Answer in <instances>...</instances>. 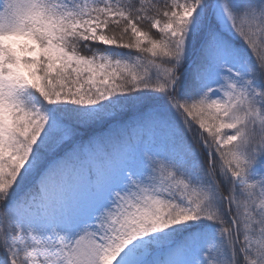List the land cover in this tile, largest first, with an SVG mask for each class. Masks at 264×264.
Here are the masks:
<instances>
[{"label":"snow or ice","instance_id":"snow-or-ice-1","mask_svg":"<svg viewBox=\"0 0 264 264\" xmlns=\"http://www.w3.org/2000/svg\"><path fill=\"white\" fill-rule=\"evenodd\" d=\"M112 29L120 34L108 35ZM226 29L243 40L254 67L222 38ZM110 49L170 66L149 62L154 74H139ZM193 50L196 90L187 93L181 70ZM142 93L162 98L183 131L197 129L207 169L185 144L183 155L153 161L142 175L125 173L92 222L73 220L63 193L83 155L100 151L109 138L99 130ZM66 145L44 163L47 151ZM257 166L264 169V0H164L163 9L143 0H0V264H149L145 254L182 231L190 239L170 250L196 258L152 264H264ZM198 225L208 231H189Z\"/></svg>","mask_w":264,"mask_h":264},{"label":"trees","instance_id":"trees-1","mask_svg":"<svg viewBox=\"0 0 264 264\" xmlns=\"http://www.w3.org/2000/svg\"><path fill=\"white\" fill-rule=\"evenodd\" d=\"M258 2V0H256ZM143 3L147 8L159 7L163 9L164 0H160L157 4L155 0H143ZM136 6H139L138 2ZM149 17L156 18L155 12H149ZM161 21L162 17H160ZM143 31H148L154 39H160L158 33L151 29L150 23H143L139 25ZM120 33L115 29L109 30L108 35H119ZM222 38L228 42L233 48L243 52L249 57L253 67V56L250 50L245 46L242 39L233 35L230 31H224ZM255 39V37H254ZM125 42L132 43L131 33L125 36ZM92 52H98L104 54L105 46L99 44H93L90 46ZM112 54L113 59H123L125 62L135 64L136 71L139 74L152 75L155 69L151 67L152 64H160L161 67H169L168 64L161 63L160 59H154L148 53H138L135 49H110L107 50ZM81 54L91 55V52H84L81 49ZM192 61V62H191ZM199 61V52L193 50L190 57L181 70L184 77V91L192 93L196 90V85L192 80V69L194 65ZM191 62V64H190ZM217 85H214L216 87ZM125 107L118 110L117 118L105 128L99 131L108 137L104 145L99 146L100 151L95 153H85L82 157L84 160L82 167L87 170L88 181L91 187L94 185L95 178V166L89 160L92 159L97 162L103 172H107L108 167L117 168L121 171L120 179L114 183H107L105 188H102L99 192L93 193L95 202L102 204L107 201L108 193L114 189L123 186L126 175L125 173L131 172L135 175H142L145 168L149 167L153 161L159 162L165 157L171 159L173 156L183 155L182 146L185 144H191L192 148L199 153L200 164L207 169V159L203 153V150L199 147V144L195 142V136L197 129L193 128L191 133L183 131L181 127L180 118L168 108L165 101L160 98L157 99L152 94L142 93L139 97H133L131 101H123ZM152 117L156 122L153 123L149 120ZM86 136H82L81 139H85ZM67 146L61 148L59 151L49 150L42 159L45 164L53 161L55 157L63 155ZM261 169L257 166L254 173L256 179H260ZM34 178V177H33ZM34 180L28 181L18 190V195L23 197L26 195L27 189H29ZM255 183V181H251ZM257 196L259 195V187L254 189ZM259 200H257V203ZM99 205V204H98ZM227 221L225 227H231L230 217L226 216ZM189 231H202L207 232L208 229L205 225H198L190 229ZM187 239H190L188 231H182L176 234L173 241H169L167 244L158 245L159 247L153 251L147 257L149 264L152 261H167L166 253L170 247H178L183 244ZM242 239V237H241ZM206 255L207 253H200ZM215 251L212 252L214 256ZM196 258V251H188L184 254L177 255V260L181 262H191Z\"/></svg>","mask_w":264,"mask_h":264},{"label":"rangeland","instance_id":"rangeland-1","mask_svg":"<svg viewBox=\"0 0 264 264\" xmlns=\"http://www.w3.org/2000/svg\"><path fill=\"white\" fill-rule=\"evenodd\" d=\"M226 31L228 30L226 29ZM241 54L247 57L249 61V57L247 55H245L243 52ZM249 63L251 66H253L251 61H249ZM66 146L68 147V145ZM57 159L58 157H55L53 161ZM89 161L95 166V178L93 187H91V184L87 179V170L83 167H80L76 174L70 179V182L63 193L69 205V214L71 218L76 221L85 220L88 222H92L89 214L98 206V204H100V202L97 203L94 201L95 198L93 196V193L96 191L99 192L102 188H105L106 184L109 182H117L121 176V171L118 169V167H108V169L106 170L107 172H103L97 162H94L92 159H90ZM32 180H35V177ZM158 247L159 246H155L154 250H156V248ZM172 248L174 247H170L168 249L166 253V260H177V255L170 250ZM154 250H150L145 254L143 258L147 260V257L152 254Z\"/></svg>","mask_w":264,"mask_h":264}]
</instances>
